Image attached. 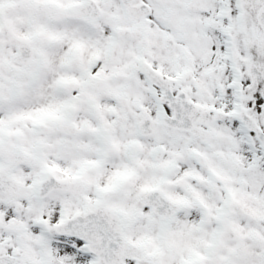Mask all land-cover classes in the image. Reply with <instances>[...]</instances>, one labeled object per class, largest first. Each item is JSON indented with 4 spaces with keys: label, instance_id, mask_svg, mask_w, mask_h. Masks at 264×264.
<instances>
[{
    "label": "snow or ice",
    "instance_id": "1",
    "mask_svg": "<svg viewBox=\"0 0 264 264\" xmlns=\"http://www.w3.org/2000/svg\"><path fill=\"white\" fill-rule=\"evenodd\" d=\"M0 264H264V0H0Z\"/></svg>",
    "mask_w": 264,
    "mask_h": 264
}]
</instances>
